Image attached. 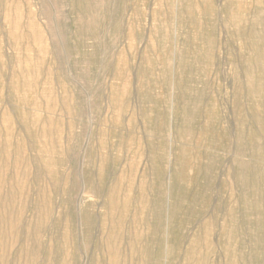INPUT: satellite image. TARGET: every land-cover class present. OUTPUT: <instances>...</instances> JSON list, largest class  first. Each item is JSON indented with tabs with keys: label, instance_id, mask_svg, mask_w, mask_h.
<instances>
[{
	"label": "rangeland",
	"instance_id": "1",
	"mask_svg": "<svg viewBox=\"0 0 264 264\" xmlns=\"http://www.w3.org/2000/svg\"><path fill=\"white\" fill-rule=\"evenodd\" d=\"M0 264H264V0H0Z\"/></svg>",
	"mask_w": 264,
	"mask_h": 264
}]
</instances>
